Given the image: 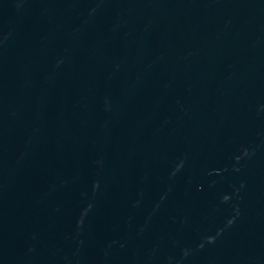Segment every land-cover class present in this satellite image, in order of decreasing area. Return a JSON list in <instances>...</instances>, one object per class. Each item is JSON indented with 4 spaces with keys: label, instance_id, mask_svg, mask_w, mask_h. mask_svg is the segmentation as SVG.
Here are the masks:
<instances>
[{
    "label": "water",
    "instance_id": "obj_1",
    "mask_svg": "<svg viewBox=\"0 0 264 264\" xmlns=\"http://www.w3.org/2000/svg\"><path fill=\"white\" fill-rule=\"evenodd\" d=\"M0 264H264V0H0Z\"/></svg>",
    "mask_w": 264,
    "mask_h": 264
}]
</instances>
